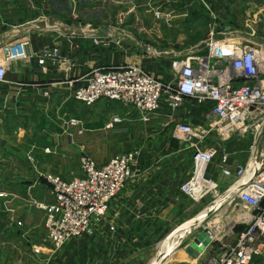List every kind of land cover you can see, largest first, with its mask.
Returning <instances> with one entry per match:
<instances>
[{
	"label": "crops",
	"instance_id": "crops-1",
	"mask_svg": "<svg viewBox=\"0 0 264 264\" xmlns=\"http://www.w3.org/2000/svg\"><path fill=\"white\" fill-rule=\"evenodd\" d=\"M173 2L174 6H171ZM210 2L215 3L214 0ZM198 3V0H0V62L5 45L16 43L19 46V43L24 40L27 42L24 45L25 56L7 65L5 80L0 82V120L4 118V122L1 120L4 124V150H0V154L2 158L4 156V163L10 167L17 166L18 160L22 161L31 151L37 159L38 166L36 165L37 167L33 169V179L24 181L17 178L9 186L10 190L20 197L14 201L16 216L25 226L31 228L34 236L42 233L44 214L43 211L34 208L28 211L23 209V200H27L25 199L27 189H31V195L36 201L52 204L54 199L48 195L45 184L38 175L39 170H45L42 169L45 167L62 171V167L66 166L61 163L58 155H47L46 157L43 150L50 147V143L63 139L61 120L65 121V115L67 119L73 118L80 123L66 131L65 139L73 142L74 133L78 134L82 131L81 135L85 136L88 132V128H84V124L88 123V110H93V116H96L100 110L99 101L90 107L77 102L72 96L74 88L68 86L66 78L74 79V87H76L85 80L93 66H108V64H111L110 66L138 65L161 80L167 78L172 67L170 61L184 55L191 48L204 54L206 52L205 43L211 33H205L199 40L191 41L190 46L186 47L180 40H175L172 42L169 55L154 59L155 57L149 55L146 49L137 48L135 40L134 42L126 41L123 38L124 32L119 29L133 27L137 19L140 21L147 13L154 14L157 11L162 15L176 11L183 16L197 18V5H200ZM230 3L231 11H233L235 8L232 1ZM216 8L218 10V7ZM39 13L45 14L44 19L48 21L42 22L40 18L34 21L29 19L32 16L30 14L38 15ZM76 13L80 18H84V21L79 22L80 24L76 23L80 28L74 30ZM131 16L134 18L133 21L126 20L125 17ZM104 27L108 28L107 35L100 36L99 30ZM223 28L228 30L231 27L226 24ZM215 29H218L217 26ZM114 30H116L115 33ZM96 36L103 38L102 44H106L103 49L112 46L115 52H110L108 49L90 51L89 41L92 37L97 38ZM119 36L126 41L124 43L126 53L118 50L121 42ZM54 46L60 49L62 57L69 56L74 60L75 69L71 74L62 72V66L58 67L57 63L49 62L44 66L38 63L42 53ZM166 78L164 80H167ZM100 102L107 105H123L111 100H100ZM121 111L123 114L120 115L115 111H110L102 128L107 131L113 130L110 135L124 137L129 140V143L131 142L128 146L130 148L124 149L123 152L136 148L141 153L144 151L146 159H150L148 160L149 165L129 180L124 190L111 204L110 220L117 223L115 233L105 229L98 230L94 234L97 238L96 246L88 244V239L91 238L82 239L81 246H77L73 243L78 237L74 238L69 241L68 246L58 251L57 256L52 257L54 260L59 257L52 263L45 255L40 258L31 257L28 247L22 243V240L18 237H9L10 228L6 220L8 215L4 214L6 215L4 227L1 225L0 228H4L5 243L4 247L0 246L2 250L0 264H73L74 253L78 251L82 255L81 264H92L90 260L93 261L96 258L98 262L100 258L106 262H115L114 253L111 255L109 248L111 243L117 242V245L121 243L117 240L118 237L126 241L131 238L136 244H144V241L153 248V244L158 242L163 234L169 230H174L173 232L176 233L181 225L187 222L189 224L184 229V233L176 239L177 255L172 263L205 264L210 255L234 243L236 235H232L233 227H236V232H234L238 233L243 226L240 227L231 222V216L227 215L231 209L230 205L225 212L224 223L218 228L215 226L216 221H213L212 225L206 223L205 226L191 223L192 219H186L182 215L184 208L178 204L179 197H186L180 191V186L188 177L192 167V148L176 138L175 125L190 123L201 126L209 114V107L200 106L194 100L185 99L177 110H171L167 103L163 102L156 112L149 115L148 121H143L131 107L127 106ZM114 116H118L120 121L112 126ZM69 130L73 135L68 134ZM158 135L160 141L163 142L161 146L166 148L162 155H155V149L151 146V140L156 139L157 141ZM75 137L84 141L83 137ZM215 141L211 139L208 144ZM262 141H264V135L259 140L258 149L264 147ZM42 144L46 147L42 148ZM249 145L248 139H236L226 144L230 154V165L246 164L252 160L254 154ZM71 149L73 148H69L67 154L69 158L76 156V152ZM118 153L121 152L115 154ZM255 156L257 164L259 159L257 155ZM107 157L102 163L97 162V165L99 167L105 165L110 159L109 156ZM184 157L187 159L186 169L178 171L179 163ZM57 162L61 165L55 164ZM21 171L22 168L17 167L12 172ZM208 175L218 181L222 189L233 182V178L221 174L216 162L210 165ZM206 217L205 215L204 218ZM124 223L127 224L126 227L121 226ZM207 231L212 234V239L207 237L208 244L206 246L203 244L199 256L192 258L185 252L186 247L192 244L195 237L205 235ZM154 239L156 242L153 241ZM95 255L97 257H94ZM170 263L167 261L165 264ZM116 264H120V257H116ZM250 264H264V250L261 254L255 255Z\"/></svg>",
	"mask_w": 264,
	"mask_h": 264
},
{
	"label": "built area",
	"instance_id": "built-area-1",
	"mask_svg": "<svg viewBox=\"0 0 264 264\" xmlns=\"http://www.w3.org/2000/svg\"><path fill=\"white\" fill-rule=\"evenodd\" d=\"M159 16L157 12L156 17ZM26 43L24 40L19 46L10 43L3 47L0 82L5 80L7 65L25 56ZM204 49V54L191 49L174 58L172 76L167 80L153 78L136 66H120L107 72L93 70L76 89L74 99L85 105L101 99L119 101L133 108L143 121H148L163 102L171 110H177L185 99L209 107L201 126L175 125L176 138L192 148V167L180 191L196 202L210 194L218 196L221 186L208 175L214 162L223 176L233 178L222 196H226L231 207L235 198L240 199L235 206L242 205L246 213L239 216L235 225L245 226L236 233L232 245L210 255L205 264H250L264 250V148L258 149L264 131V46L241 37L211 34ZM56 56V49L44 51L39 63ZM113 121L120 119L114 117ZM245 136L251 139L254 157L246 164L232 166L225 142ZM211 139L216 141L208 144ZM135 156V152L118 154L103 167L82 156L81 175L70 180L46 176L54 199L44 207L45 227L52 243L59 247L88 234L93 224L103 219L110 202L132 177ZM205 234L212 239L210 231ZM199 246L203 248L202 244Z\"/></svg>",
	"mask_w": 264,
	"mask_h": 264
},
{
	"label": "rangeland",
	"instance_id": "rangeland-1",
	"mask_svg": "<svg viewBox=\"0 0 264 264\" xmlns=\"http://www.w3.org/2000/svg\"><path fill=\"white\" fill-rule=\"evenodd\" d=\"M198 1H199L198 4L200 5H197V8H198L196 10L198 13L197 18H194V17L191 18L186 15L183 16L182 14L176 13V11L168 12L163 15L160 12V16L156 17V13L158 12L157 11V12H154V14L147 13V15L142 16L140 21H138L137 19V22L136 24H134L133 27L132 26L126 27V28L122 27L119 30L124 32L125 36H123V38L126 41L131 40L134 42L135 40L137 48L146 49L149 55H153L155 57L154 59H158L160 57H165L169 55V53L171 52L170 48L172 46L173 41L180 40L183 43L182 45H185L186 47L187 45L191 43V41L199 40L207 32H209V34L210 33L214 35L219 34V35L233 38V39L241 37L243 40L247 42H251L253 44L264 46V0H231L235 8L234 10L232 9L233 11H231V3H230L231 1L230 0H214L215 3H211L210 0H198ZM171 6H174V2L173 4H171ZM216 7H218V10ZM77 14L78 13L74 15L76 16L75 17L76 20H74L75 18L73 19L75 23V25L73 26L74 30L77 28H80L79 25H77V24H80L79 22L84 21V18H80L79 15ZM30 15L32 16L29 19H33V21L39 18L41 19L42 22L48 21L44 19L45 14L39 13L38 15L37 14H30ZM125 18L126 20H130V21L134 20L133 16L125 17ZM226 24L230 26L231 28L228 30L224 29L223 26ZM135 25H137L138 27H136ZM215 26H217L218 29H215ZM115 32L116 30H114V33ZM96 37L97 38L92 37V39H90L89 41L90 43L88 45V49L90 51L94 50V52H97L98 50L103 51L105 49H108L110 50V52H115L114 50H112L113 49L112 46L111 47L109 46L103 49L104 45H106V44L104 45L102 44L101 40H103V38L100 39L101 37L99 38L98 36ZM120 37L122 36L118 37L121 41L120 46L118 47L119 48L118 50L126 53L125 44H124L126 43V41ZM54 49L57 50V56L54 59L46 60L43 64H40L38 60V63L43 66L49 62H51L52 64L57 63L58 67L62 66V69H61L62 72L64 73L70 72L71 74L72 71L75 69L74 60L70 58L69 56H65V58L62 57L60 55V49L55 46L46 51H53ZM171 64L172 62L170 61V65ZM110 65L111 64H108V66H101V65L93 66V68H91L89 73L87 74V77L85 78V80L81 84L77 85L76 87H74L75 86L74 79L66 78L67 80L66 83L68 84V86L74 88L72 92L73 98H74L76 89L86 81V79L89 77L90 73L93 70L107 72V71L116 69L120 66L121 67L122 66H136V67L141 68L145 73L149 74L153 78L159 79L151 75L146 70H144L141 66H138V65H127V64L126 65L125 64L114 65V66H110ZM171 76H172V67H171V71L168 74L167 78L166 77L165 78L169 79ZM101 100H109V99H101ZM97 101H99L98 105L100 106V110L96 116L92 115L93 110L91 109L88 110V114H89L87 118L88 123H86V125L84 124V128L86 129L88 128V132L85 134V136L81 135L83 134L82 131L78 132V134L80 135L76 133H74L73 135L70 133V130H69L68 134L70 136L73 135L74 137L73 142L67 141L65 139L67 137L66 131L68 129H71L72 126H78L80 124L77 122L76 119H73V118L67 119L65 115L64 117L65 121L61 120V123L63 125V132H64L63 139H59L57 142L50 143L49 145H51L53 149L50 148L51 146L48 148H45L46 146L44 147V144H42V148H45L43 151L46 157L47 155L48 156L58 155L61 160V163L66 165L62 167V171L56 170L55 168L47 169L45 167L42 168L45 170H41V169L39 170L40 172L38 173V175L40 176L43 183L45 184L47 193L51 198H53V195L51 193L52 188H51L50 183L47 181L46 176L51 174V175H57L63 180H70L76 176L81 175L82 172H81V167H80V161H81L82 156H87L91 158L94 161L95 165L99 167L97 165V162L98 164L102 163V161L105 160L107 156H109L110 159L106 162V164L118 154H122L125 152H133V153L135 152L136 162L132 167V177H134L135 174L138 173V171L143 170L144 167H147L149 165L148 160L150 158L146 159L144 151L141 153V151H138V149L135 148L132 150L127 149L128 151L123 152L124 149L130 148L128 146L131 145V142L129 143V140H127L124 137L120 138L114 135H110L111 134L110 132H112L113 130L107 131L102 128L103 122L106 120L107 116L111 113L110 111H115L119 113L120 115V114H123V111L121 110L123 108H127L128 105L123 104V103H122L123 105H119V104L107 105V104H104L103 102H100V100H97ZM111 101H115V100H111ZM93 104H90L87 106L90 107ZM114 107H116V109ZM1 120H3L4 122V118H2ZM1 120H0V150H4V124L3 122H1ZM72 120L75 121V123H72ZM114 124L116 123L112 119L111 125L113 126ZM99 128L101 129L99 130ZM143 135L144 133L142 134V136ZM159 135H158L157 141L156 139L151 140V146H152V149H155L154 151L155 155H158V154L162 155L163 150L166 151V148L161 146L163 142L160 141ZM263 135H264V131L262 132L261 137ZM75 136L83 137L84 141H80L79 138H76ZM242 139L251 140L247 136L243 137ZM142 142L144 143V140ZM262 142L264 143V141ZM138 143H141V142H138ZM69 148H73L71 149V151L76 152L75 157L73 158L67 157ZM145 148H147V146ZM263 148L261 147V149ZM157 149H159V151H157ZM116 152H121V153L115 154ZM3 158H2V154H0V226L2 225L4 227V217L6 218V215L4 214H7L8 215L6 218L7 225L10 228L9 237L10 238L18 237L20 240H22V243H24L28 247L31 257L40 258L45 255L47 259L50 258L49 260L52 263H54L55 260L58 259L59 257L55 258V260L52 257L57 256L58 251H60L62 247H65L66 245L68 246L70 242L69 243L67 242L63 244L62 246L58 247L50 241L47 231H46V227H45L46 211L44 209V207L49 204H43V203L36 201L31 195V189L30 190L27 189V193L25 195L26 197L25 199L27 200L25 201L23 200L24 202L23 209L28 211L31 208H34V209L43 211V214H44L42 233L37 234V236H34L32 234L33 231L31 230V228L25 226V224L17 218L16 209L14 208V201L16 199H19L20 197L14 194L10 190V187H9L11 183L14 182L17 178H21L24 181L33 179L34 177L33 169L38 166L37 159L33 156V151H31L27 153V155L25 156V158L22 159V161L20 159L18 160L17 166L10 167L4 163ZM186 163H187V159L184 157V159H182L181 162L179 163L178 171L184 170V168L186 169ZM55 164H59V163L57 162ZM17 167L22 168V171L19 173L12 172L13 169H17ZM129 180L127 181V183L129 182ZM126 185L124 186V188L126 187ZM124 188L121 190V192L124 190ZM223 192H224V189L221 188L219 190L218 196H214L210 194L209 196H207L206 198L198 202L193 201L187 197H179L180 199L178 201L179 202L178 204L184 208L182 215H184L186 219H189V220L192 219L191 223L194 222L196 223L197 226H205L206 223L208 224L211 223L212 225L214 224L213 221H216L215 226L220 228V224L224 223L223 221L225 219V212L229 206L228 199L226 198V196H222ZM118 195L110 202L109 209L107 213L105 214V216L103 217V219L93 224L91 231L88 234L78 237L74 241L73 244L77 246H81L82 239L91 238V239H88L89 240L88 244L91 246H96L97 238L94 237V234L98 230L105 229L108 232L115 233L117 223H113L110 220V207H111L112 202L118 197ZM231 205L232 207L228 211L227 215L231 216V219H232L231 222L235 224L239 216L246 213V211L244 210L242 205L235 206V203H231ZM190 215H193V216H190ZM205 215H207L206 218H204ZM198 219L199 221H197ZM184 221H188V220H184ZM188 224H189L188 222L182 224L180 227V230H178L176 233L173 232L174 230H169V232L162 235L161 239L158 242H156V239H154L153 241L156 243L153 244L152 246L153 248H151L149 244H145L146 242L144 241H143L144 244H136L134 240H132L131 238L128 241H126V239L122 237H118L117 240L120 241L121 243L119 245H117V242L111 243L112 245L109 248V251H111V255L114 253L115 262H111V261L106 262L102 260L101 258L98 262V259L96 258L93 261L90 260V263L92 264H116V257H120V264H165L167 261L168 262L170 261L172 263L175 261L173 259L176 258L175 256L177 255L176 248L178 247L175 246L176 239L179 236H181L182 233H184L183 231L184 229L187 228ZM121 226L126 227L127 224L124 223ZM238 226L244 227L245 225H238ZM217 227H216V230H218ZM235 229L236 227H233L232 235H236ZM200 238L203 241L204 246H206L208 244V240L205 237V235L202 234ZM4 243H5L4 228L3 229L0 228V246L4 247ZM9 244H11V242H9ZM0 254H2V250H0ZM81 257L82 255L80 254L79 251L74 253L73 264H81L80 262ZM94 257H97V255H95ZM148 258L150 259L148 260ZM172 264H177V263H172Z\"/></svg>",
	"mask_w": 264,
	"mask_h": 264
},
{
	"label": "water",
	"instance_id": "water-1",
	"mask_svg": "<svg viewBox=\"0 0 264 264\" xmlns=\"http://www.w3.org/2000/svg\"><path fill=\"white\" fill-rule=\"evenodd\" d=\"M107 31H108V28H106V27H104V28H101L100 29V36H106L107 35ZM236 140V138L235 137H233L232 139H230L229 141H227V142H225V144H229L230 142H233V141H235ZM241 201H240V199L239 198H235L234 200H233V203H240ZM208 215V214H207ZM206 215V216H207ZM205 236H206V234H205ZM206 238H207V236H206ZM208 240V239H207ZM199 244H202L203 245V241L201 240V238L200 237H195L194 238V240H193V242H192V244H190L189 246H187L186 247V249H185V252L189 255V256H191L192 258H197L198 256H199V253H200V251L202 250L201 248H200V246H199Z\"/></svg>",
	"mask_w": 264,
	"mask_h": 264
}]
</instances>
